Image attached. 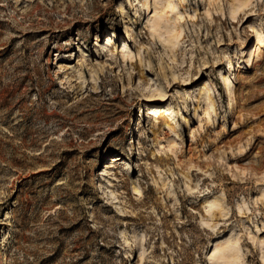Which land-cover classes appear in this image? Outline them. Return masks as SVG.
Returning a JSON list of instances; mask_svg holds the SVG:
<instances>
[{"label": "rangeland", "instance_id": "obj_1", "mask_svg": "<svg viewBox=\"0 0 264 264\" xmlns=\"http://www.w3.org/2000/svg\"><path fill=\"white\" fill-rule=\"evenodd\" d=\"M231 1L175 0L172 54L153 0H0V264H212L232 233L264 264V0Z\"/></svg>", "mask_w": 264, "mask_h": 264}, {"label": "bare ground", "instance_id": "obj_2", "mask_svg": "<svg viewBox=\"0 0 264 264\" xmlns=\"http://www.w3.org/2000/svg\"><path fill=\"white\" fill-rule=\"evenodd\" d=\"M250 3H251V0H232L229 3V6H230L229 14H230V18L232 19V21L239 20L241 16H243L241 14L245 12V9L248 8V5H250ZM152 4L154 7L153 9L154 11L152 10L153 14L150 17H148L147 29L149 30L151 34L153 32H156L155 34L158 36V38L159 37L162 38L163 42L165 43V46L169 49L170 52H172V48H174L175 46L174 44L177 43L176 41H178L177 38L179 37V35L181 37V33H182L180 23H179L181 14L180 12L174 13L175 11L174 8L177 6L175 0H153ZM143 5L145 6V8H147V0H144ZM118 11L120 12L123 11V7L119 6ZM206 12H209V11H206ZM169 13H174V15L170 17ZM252 31L255 34V38L257 41L256 43L260 45L261 42H263L261 30L258 28H253ZM164 35L165 37H163ZM120 53L122 57L129 58V59H132V57L135 56V54H137L138 61L141 60V57L138 51L134 53L128 46H123L120 50ZM172 54L174 53L172 52ZM252 59H253L252 55L251 53H249V55L246 58V62L252 63ZM229 65H231L230 62H229ZM221 78H222V81H224V87L226 89V92L228 93L229 101L227 105L232 106V103L234 101V91L231 86V80L229 79L228 76L224 74H222ZM138 83H139L137 85L138 88H142V90L154 92L153 94L155 97H152L153 94L150 96L143 95L142 97L143 98L142 100H145V102L151 101L154 103V104L152 103V104L146 105L148 109L147 112H149L150 115H153V117H156V119H159L160 115L169 116V113H168L169 105L166 106L165 103L160 104L159 102L156 101V99L163 98L162 97L163 92L161 91V89L158 86L151 88V86L147 82H142L141 79H139ZM204 100H205L204 112L207 114L206 116H208L209 110H213V100L210 97L209 93L204 94ZM163 119L165 120V118ZM166 127L172 131V129L168 125ZM169 148H171V145H169ZM118 155L116 158H118ZM133 188L136 191V193H141L140 188L137 184L134 185ZM211 206H213V204H211ZM222 210H223L222 208H219L218 213L220 214ZM233 234L234 233L231 234L229 240L227 239L228 241H225L222 243L217 242L215 244L213 252L209 258L212 264H237V260H239L238 259V248H237L238 243H239V237H233ZM143 252L140 254L139 260L142 259ZM261 257L262 259H264V254H262Z\"/></svg>", "mask_w": 264, "mask_h": 264}, {"label": "clouds", "instance_id": "obj_3", "mask_svg": "<svg viewBox=\"0 0 264 264\" xmlns=\"http://www.w3.org/2000/svg\"><path fill=\"white\" fill-rule=\"evenodd\" d=\"M213 231H215V229H213Z\"/></svg>", "mask_w": 264, "mask_h": 264}]
</instances>
